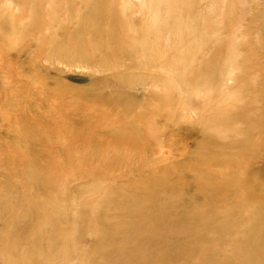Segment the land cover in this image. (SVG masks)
Returning a JSON list of instances; mask_svg holds the SVG:
<instances>
[{
	"label": "rangeland",
	"instance_id": "1",
	"mask_svg": "<svg viewBox=\"0 0 264 264\" xmlns=\"http://www.w3.org/2000/svg\"><path fill=\"white\" fill-rule=\"evenodd\" d=\"M7 1L11 10L16 12L15 18H25L29 0ZM250 1H245V9L238 13L232 25L226 20L213 19L209 13L207 28L212 41L210 45L200 47L201 50L198 48V55L191 58L194 65L191 68L188 58L185 59L188 67L183 66L182 62L181 65H173L169 61L172 55L162 56L164 68L139 66L137 63L148 62L146 60H152V64L155 62L139 52L136 55L132 53L131 57H122V54L109 61L111 66L128 67L126 70L118 68L112 73L100 70L90 73L84 69L68 68L54 64L57 60L53 58L45 66L44 49L47 45L43 44L44 30L50 26L46 25L48 18H43L44 15L39 31H30V40L18 53L8 48L12 43H3L12 40L2 37L0 166L11 165L4 157L9 154L13 144L8 142V136L1 138L2 131L4 135L12 133L3 125L15 118L13 113L24 110L23 101L30 103L32 123L38 124L42 128L39 129L41 133L55 143V152L59 150L56 157L64 161L72 157L71 161L61 166L77 165L80 159L77 156L83 153L81 159L87 156L89 160L87 168L96 167L100 177L96 179L92 173L84 178L75 177L68 184L66 198L59 200V204L66 206L65 215L56 207L59 217L64 219L69 230H73L66 245L52 247L49 242L42 241L39 245L29 246L31 243L28 242L25 246H17L18 243L9 239V246H0V250L7 249L19 264H41V259L36 258L39 254L50 251L60 253L59 249L63 247L69 248L71 254L61 264H108L105 256L109 251L119 264H131L128 258H148L140 255L141 251H149L147 247H140L135 239L128 240V232L136 233L130 214L117 209L127 206L131 198L135 199L137 206L140 204L142 207L147 201L152 200L153 204L161 202L163 205L169 199L173 204L169 207V219L189 216L180 229L202 233V240L191 244L193 248L204 254L232 255L222 257L219 262H231L235 260L233 255L251 254L253 246L257 252L264 248V235L262 241L255 244L248 234L250 225L256 221L255 215L264 218V49H255L254 54H249L247 50L238 53L241 39L246 46L252 39V43H255L256 29L260 32L264 29L261 21L263 0ZM36 2L37 11L42 15L48 10V5L61 6L64 0ZM154 10L137 13L136 17L129 11V18H132L127 22L131 24L133 20L135 27L139 28L143 20L149 21V17L156 16ZM59 13L63 15V12ZM257 13L259 17L256 19ZM158 18L160 27L170 33L172 30L168 27L170 21L166 14ZM16 21V25L11 27L13 31L20 22ZM126 29L129 30L128 26ZM184 50L187 51V48ZM168 53L170 55L171 52ZM250 59L257 64L251 67L245 65L240 72L233 69L240 62ZM35 63L41 66L32 68ZM208 79L213 84L204 82ZM221 81L223 87L216 89ZM11 88L16 91L8 92L10 99L21 101L20 109L7 106L4 101ZM18 89L25 90V93L20 96ZM2 105L4 111L1 110ZM64 127L72 134V153L66 147H57ZM128 131L134 132L143 142L136 148L135 154L125 151V156L131 157L130 166L120 164L112 157V149L125 150L126 147L121 145L128 142ZM117 134L122 137L117 138ZM103 149L105 153L101 151L95 156L94 151ZM226 166L230 169H226ZM2 172L0 169V174ZM206 181L220 185L233 182L223 197L228 199L224 201L229 206L227 210H217L216 202L204 204L203 199L209 195L208 192L204 193L209 188ZM192 193L196 197L190 196ZM245 194L251 197H239ZM214 211L218 220L224 215L231 216L228 220L233 224L206 234L207 229L201 227L197 218H200V212ZM156 217L161 220V213L158 212ZM102 218L110 228L106 229V240L100 245L97 229H93L92 225ZM243 223L249 225L243 226ZM155 225L147 223V227ZM14 230H8L6 224L0 221V236H13V232H18ZM173 245L179 244L171 242V247ZM82 252L88 253L86 258L82 257ZM123 256L125 260L120 259ZM247 261L253 262L250 259Z\"/></svg>",
	"mask_w": 264,
	"mask_h": 264
},
{
	"label": "bare ground",
	"instance_id": "2",
	"mask_svg": "<svg viewBox=\"0 0 264 264\" xmlns=\"http://www.w3.org/2000/svg\"><path fill=\"white\" fill-rule=\"evenodd\" d=\"M36 1L29 0L27 2L28 13L26 16L24 15L25 18H15L16 12L11 10L12 8L8 4V1L0 0V40L3 41L2 37L4 36L7 39H11V42L3 41V43L13 44L8 48L15 49L18 53L25 42L30 40L32 36L30 31H39V26L41 27L42 25V16L44 15L43 18H48L46 25L50 26L45 27L44 30L45 40L43 44L47 45L46 49H44L46 53V56H44V61H46L44 62L45 66H48L49 63L47 61L53 58L57 60L54 64L65 65L68 68L84 69L87 72L90 71V73L97 70L103 73H112L118 68L126 70L128 67L111 66L109 61H112L113 58H118L122 54H124L122 57H131L132 53L136 55L137 52L146 58L153 59V62H157L152 64V60H146L148 62L137 63L139 66L150 65L152 67L157 66L158 68L163 66L164 68L165 61L162 56L172 55L169 61L173 65H181L182 62V65L185 67H193L191 58H195L198 55V48L210 45L212 41L209 28H207L209 13L213 19L218 18L219 21L223 20V22L226 20L227 23L231 24L238 17V13L245 9L246 0H64L63 4H61L62 8L59 4L48 5V10L42 15L37 11L39 8ZM255 1L251 0L250 3H254ZM146 8L149 10L155 9L154 14L156 16L149 17V21L143 20L139 24V28L135 27L133 20L131 24L127 22L128 19L132 18H129V11L132 15L137 13L142 14L148 10ZM59 11L63 12V15ZM162 14H166V17L170 21V23L168 21V27L172 30L170 33L160 27L158 16ZM135 17L134 19H136ZM258 17L259 14L257 13L255 18L257 19ZM16 20L20 22L17 25L18 28H15L13 31L11 27L16 25ZM261 21L264 23V12ZM74 22L77 25H73ZM234 24L233 27L235 26ZM127 26L129 30L126 29ZM262 28H264V24ZM258 31L256 29L257 39L255 43H252L254 42L252 39L250 40L251 43L247 44L250 48H247L246 43H243L241 39L238 44L240 45L238 53L247 50L249 54H254L255 49H264V45L262 44L264 43V29L262 32ZM240 37L242 38V35ZM185 48H187V51L184 50ZM118 51L120 52L118 53ZM168 52H171L170 55H168ZM185 54L188 56H185ZM186 58L190 60L188 66L185 64ZM256 64L252 59L245 60L244 62H240L237 68L233 69L240 72L241 68L245 67V65H250L251 67ZM27 66L26 68H28ZM40 66L41 64L35 63L32 65V68ZM235 74L237 75V73ZM204 82L213 84L211 79ZM221 83L222 81L215 88H222L224 83ZM11 90L16 91L15 88H11L7 91V94ZM18 90L20 96L25 93V90ZM4 101L8 104L4 105H10L19 109L21 107V101L15 102V100H11L9 94L8 98ZM29 104L22 101L24 110L13 113V117L15 118L5 122L3 125L7 131L9 129L12 133L4 135L2 131L1 138L8 136L10 138L8 142H13V144L9 149V154L4 157L7 162L10 161L11 165L0 166V169L4 171V173L0 174L2 175L0 179V221L6 224L8 230L18 228V230H14L18 232H16L17 234L13 232V236L7 238H4V234L1 235L0 246H9V239H12V242L18 243L17 246H25L28 242L31 243L29 246H34L44 241L49 242L52 247L53 245L62 247L66 245V240L73 230H69V226L64 219L59 217L56 207L62 211V215H65L64 209L66 208L65 204H59V200L66 198L68 184L75 177L84 178L92 173L96 179H99L100 174L96 167L87 168L89 163L88 157L83 156L81 159V156L84 155L81 152L82 155L77 156L81 159V161L79 159L80 162L78 161L77 165L61 166V164L66 165V161H71L72 157L69 156V158H66V161L56 157L59 150L55 152V143L50 142L48 137L41 133L39 129L42 128L38 124L32 123L33 117L32 111L28 106ZM4 105L1 107L2 111H4ZM0 117H2L1 113ZM40 118L43 121L41 115ZM139 118L143 119L142 117ZM35 120L41 124L44 122L39 119ZM63 130L64 132L59 137L60 145L57 144V147H66L72 153L73 142L70 139V135L72 134H70L67 127H64ZM120 137L122 135L117 134V138ZM126 138H128V142L123 143L121 147H126L127 149H112V157L118 160L120 164L125 163L129 165L131 157L125 156V151L128 150L130 153L135 154L136 148L142 145L143 142L132 131L127 134ZM3 145L5 146L6 144L3 142ZM101 151L105 153V149L94 151L95 156H98V153H101ZM212 153H208L207 155L210 156ZM226 169L229 170L230 167L226 166ZM232 183L228 182L227 184L220 185L206 181V185L209 188L204 193L208 192L209 195L203 199L204 204L216 202L218 206L217 210H227L229 206L224 201L228 199L223 197ZM59 190H62V192ZM161 195L170 197L165 193ZM190 196L196 197L194 193ZM179 197L177 198L179 199ZM239 197L247 198L251 196L245 194ZM173 201L177 202V200ZM151 202L152 200L145 202L147 205L144 203L142 207L140 204L137 206L135 199L131 198L127 206L122 209L117 208L118 210H122L120 212H128L136 226V233L128 232V240L135 239L140 247L144 246L149 249L148 252L146 250L140 252V255H145L144 257L148 258H128L129 263L264 264V248L257 252L253 246L251 254L244 256L233 255L235 260L231 262H219L222 257H231V254L226 255L214 252L204 254V252L193 248L191 244L202 240V233L197 234L180 229V226L186 224V220L190 217L187 216L185 219L175 217L170 220L169 207L173 204L169 199H167L166 203L162 202L163 205H161V202L156 204ZM216 211L200 212L201 216L197 218L201 227L207 229L205 230L206 234L213 233L214 229H225L233 224L232 221L228 220L231 218L229 215H224L221 217L222 219L218 220L219 218L215 217L217 216L215 214ZM158 212L161 213V220L156 217ZM255 219L256 221L250 225L251 228L248 230V234L252 237V241L258 244L262 241L264 235V218L255 215ZM260 219H263V221H258ZM150 222L157 225L147 227V223ZM248 225L249 223H243V226ZM259 225L262 226L258 229ZM70 226L73 227V225ZM92 226L93 229H97V241L101 245L106 240L105 232L110 226L106 224L103 218L97 220V222L94 221ZM171 242L179 245L171 247ZM59 250L60 253L50 251L47 254H39L36 258L41 259V264H61L64 258L67 260L71 252L67 247ZM87 255L88 253L82 252L83 258H86ZM105 259L108 264H119V261L115 260V256L111 254V251L106 253ZM120 259L125 260V256ZM248 259L253 262L247 261ZM151 260H155V262ZM0 264L19 263L4 248L0 250Z\"/></svg>",
	"mask_w": 264,
	"mask_h": 264
}]
</instances>
